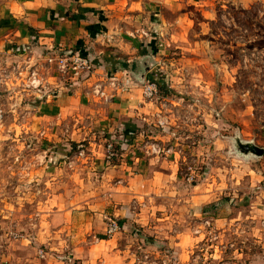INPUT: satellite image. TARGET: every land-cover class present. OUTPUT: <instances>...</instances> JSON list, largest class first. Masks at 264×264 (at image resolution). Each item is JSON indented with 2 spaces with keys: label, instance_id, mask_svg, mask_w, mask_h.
<instances>
[{
  "label": "rangeland",
  "instance_id": "obj_1",
  "mask_svg": "<svg viewBox=\"0 0 264 264\" xmlns=\"http://www.w3.org/2000/svg\"><path fill=\"white\" fill-rule=\"evenodd\" d=\"M118 2L113 14L128 20L147 17L152 24L149 30H134L135 36L127 34L131 40H146L140 42L147 45L141 56L151 62L150 69L143 64L136 72L144 97L152 103L151 120L136 126L132 119L122 121L132 127V141L104 133L108 113L95 103H79L61 120L38 119L42 101L36 98L53 93L55 82L49 79L61 75L48 63L30 62L17 51L0 61V253L19 236L13 228L35 215L38 203L69 187L60 181L76 175L71 185L84 189L81 180L89 176L84 167L102 162L109 143L116 142V151L121 150L119 160L130 140L132 151L161 160L157 169L165 170V178L171 180V167L178 174V182L167 183L165 196L152 200L150 226H193L190 236L201 235L206 246L194 248L186 260L211 264L206 261L208 245L220 242L215 226H264V156L242 154L238 147L241 142L264 150V0ZM109 74L114 83L120 78L119 72ZM33 81L41 83L34 87ZM146 83L158 88L152 99L144 93ZM62 145L75 152L56 165ZM135 234L122 237L125 264H184L177 255L171 257L165 244L168 229L144 233L139 228ZM155 236L161 239L149 245ZM231 237L227 243L234 248L223 252L227 262L237 263L232 258H238V251L250 256L264 252L247 241L243 253L244 243L237 241V234Z\"/></svg>",
  "mask_w": 264,
  "mask_h": 264
},
{
  "label": "crops",
  "instance_id": "obj_2",
  "mask_svg": "<svg viewBox=\"0 0 264 264\" xmlns=\"http://www.w3.org/2000/svg\"><path fill=\"white\" fill-rule=\"evenodd\" d=\"M118 1L0 0V61L17 51L30 62L37 59L45 65V55L52 49L62 48L81 54L95 68L92 74L80 80L57 74L50 77L56 88L53 93L44 94V97L40 93V98H36L42 101L39 110H44V113H38V119L61 120L79 103H95V108L104 114L107 112L110 120L105 127L108 130L103 132L112 139L119 134L121 140L132 130L124 123L126 120L132 119L135 126L142 120H151L152 103L144 97L136 75L137 70L147 64L141 56L147 45L140 44L146 40H131L127 34L141 28L149 30L152 24L147 17H130L128 20L123 14H113L112 11L119 9ZM148 51L153 56L150 46ZM110 70L119 72L117 77L120 78H116L115 83L109 81L112 80ZM93 92L103 93L107 100ZM46 111L51 114L47 116ZM129 141L122 149L126 152L122 153L118 165H109L104 157L102 162L84 167V172L89 170L88 178L81 180L80 186L84 189L71 185L77 180L75 174L69 182L67 179L60 181L59 184H69V187L63 193L59 191L53 200L38 203L35 215L28 217L26 224L13 228L20 237L15 234V239L8 242L6 251L0 253V264H125L127 251L122 237L131 232L136 237L135 231L138 232L139 228L144 233H151L153 228L168 229L165 244L172 251L171 257L177 255L188 264L190 261L186 256L189 259L194 248L206 246L201 235L190 236L193 226H150L155 215L151 210L152 200L155 195L165 196L167 183L178 182V174L171 167V180L165 178V170L157 169L161 160L148 158L141 151H132L134 145H130L132 140ZM136 141L133 138V142ZM68 147L62 145L61 150H68ZM113 218L119 221L122 231L108 238L106 229L109 219ZM215 227L220 242L208 245L207 256L210 258L206 261L211 264H221L222 261L225 264H264V252L250 256L243 251L247 248V241L264 248V226ZM236 234L237 241L244 243L240 247L244 255L238 251V258H232L238 262H227L225 259L229 257L223 252L227 247L234 248L227 242ZM158 239L160 236L149 238L148 244H154ZM41 250L45 252L44 258L39 256ZM132 254L134 259L135 253Z\"/></svg>",
  "mask_w": 264,
  "mask_h": 264
},
{
  "label": "built area",
  "instance_id": "obj_3",
  "mask_svg": "<svg viewBox=\"0 0 264 264\" xmlns=\"http://www.w3.org/2000/svg\"><path fill=\"white\" fill-rule=\"evenodd\" d=\"M46 63H48L52 68L56 69L57 72L63 77H70L76 80H80L83 76H88L94 72V65L92 62L84 58L81 54L74 52V51H66L62 48L52 49L50 53L47 55ZM31 81V80H30ZM36 83H41L39 81H33L31 86H34ZM144 88L145 95L152 99L153 97L157 96L158 88L156 85L148 84ZM35 87V86H34ZM104 95V94H101ZM109 143L106 147V155L105 159L106 162L111 165L112 162L116 159L117 151L116 146L117 144ZM124 145V144H123ZM124 147V146H123ZM122 147V149H123ZM156 152V149H153ZM70 159V158H69ZM122 226L120 223L114 219H109V223L106 229V234L109 238H113L117 234L121 233ZM39 256L41 258L45 257V252L41 250L39 252Z\"/></svg>",
  "mask_w": 264,
  "mask_h": 264
},
{
  "label": "water",
  "instance_id": "obj_4",
  "mask_svg": "<svg viewBox=\"0 0 264 264\" xmlns=\"http://www.w3.org/2000/svg\"><path fill=\"white\" fill-rule=\"evenodd\" d=\"M151 64L149 61H147V64H145V68L146 70L150 69ZM145 78L143 77V80ZM238 147L239 150L241 151L242 154L248 155V154H252L254 156H258V157H262L264 156V150L260 149L254 145L251 144H242L241 142H238Z\"/></svg>",
  "mask_w": 264,
  "mask_h": 264
},
{
  "label": "trees",
  "instance_id": "obj_5",
  "mask_svg": "<svg viewBox=\"0 0 264 264\" xmlns=\"http://www.w3.org/2000/svg\"><path fill=\"white\" fill-rule=\"evenodd\" d=\"M131 132H133L132 130H130L128 133H126L125 134V137H127L128 139H130V140H132V138L131 137H129L128 136V134L129 133H131ZM119 147V146H118ZM116 149H118V148H116ZM65 151H67V150H61V152H63V153H60V157L59 158H55L54 159V161H55V163H56V165L57 164H62V163H64L66 160H68L69 158H71L72 156H73V154H74V152H70L69 150V152L67 153H65ZM121 152V150H117V153L119 154ZM65 153V154H64ZM120 155V154H119ZM117 157H118V155H117ZM116 157V159L112 162V166H114V165H118V163H119V160H118V158Z\"/></svg>",
  "mask_w": 264,
  "mask_h": 264
}]
</instances>
